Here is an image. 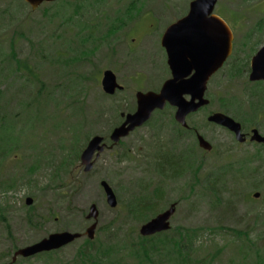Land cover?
<instances>
[{
  "label": "rangeland",
  "instance_id": "374dc122",
  "mask_svg": "<svg viewBox=\"0 0 264 264\" xmlns=\"http://www.w3.org/2000/svg\"><path fill=\"white\" fill-rule=\"evenodd\" d=\"M70 1L76 2L59 0L54 4H43L35 11L23 0L0 2V54L8 55L11 50L17 52L19 59L27 60L40 79L36 85L25 83L21 90L19 83H0V90L6 91V111L17 121L8 135L24 133L17 142L22 147L18 151L12 149L6 162L4 158L1 160L5 165L0 185L8 181L14 188L6 191L0 187V258L4 253L13 254L60 232L72 206L78 215L81 211L88 214L89 207L97 204L100 210L98 227L104 228L99 234L101 238H106L108 226L116 220L114 241L122 244L125 240H137L144 223L139 217L127 215L126 206L147 187L150 192L155 188L162 190L158 212L152 218L176 203L177 211L171 221L173 234L177 231L175 228L201 231L196 246L200 249L191 255L196 261L264 264V192L257 191L260 197H253L257 193L252 185L255 177L243 178L239 184V181L234 182L232 173L227 174V190L222 195V203H213L207 190L199 192L202 183L198 185L195 177L199 170L205 177L229 161L241 160L259 151L264 153V150L239 145L226 129L209 123L208 114L201 112L187 121L191 126L196 124L200 134L214 146L212 152H204L193 137L176 130L174 111L169 108L163 115H156L152 125H145L110 148L109 137L117 127L113 129L117 106L129 108L132 111L128 113H133L137 107L136 93L158 91L169 77L159 49L160 37L168 26L185 15L192 0ZM100 1L106 3L102 5ZM135 6L138 9L136 17L132 16L128 25L117 31V16ZM76 7H80L79 10ZM215 13L229 21L237 42L242 38L246 43L251 36L249 28L262 27L264 23V0H219ZM151 23L155 31L143 36L139 44L133 43L132 38L149 31ZM81 24L86 27L84 32L80 30ZM84 33H90L94 38L83 41ZM255 39H258L257 35L253 41ZM41 52L51 54L53 58L59 55L61 66L68 68L42 62ZM8 64H11L10 60L5 65L0 60V71ZM106 70H112L119 84L124 86V91L112 98L103 92L101 85ZM225 72L215 74L208 86V92L215 100L208 109L210 112L224 113L219 98L227 95L238 99L241 95L243 109L248 108L242 94L248 89L246 77L228 82ZM230 86L232 89L228 90ZM62 91L71 96L65 97ZM36 96V108L31 106L34 112L27 114L31 109L28 107L17 117V113L23 112L21 102L24 100L30 105ZM47 96L52 97L50 102H47ZM75 101L78 102L75 104ZM102 113L103 117H100ZM243 116L250 120L254 115ZM87 119L89 125L84 126L77 143L71 127L77 130L78 122ZM257 121L264 133V120ZM86 134H90V139L96 135L107 137L108 144L90 172L95 173L90 176L84 172L80 158L75 161L71 156L77 155L76 152L82 154ZM73 142L74 150L71 151ZM164 153L184 155L176 171L165 164L166 173L157 172L154 160L159 154L162 158L167 157ZM126 154L130 158L125 157ZM32 166H36V172L31 174ZM57 175L59 181L55 179ZM257 177L263 176L260 173ZM73 180L80 186L69 187ZM102 180L113 187L120 202L115 211L107 204L100 186ZM4 187L8 188L9 184ZM231 195H234L233 199ZM28 199L32 200L30 206L26 204ZM231 200L233 202L229 203ZM49 215L51 219H48ZM29 216L40 219L42 227L32 228L27 221ZM84 219L78 216L73 221L79 225ZM85 238L62 249L53 258L54 262L47 263L43 258L20 264H69ZM12 257L0 260V264H7ZM128 263L135 264L136 260L130 258Z\"/></svg>",
  "mask_w": 264,
  "mask_h": 264
},
{
  "label": "water",
  "instance_id": "95a60500",
  "mask_svg": "<svg viewBox=\"0 0 264 264\" xmlns=\"http://www.w3.org/2000/svg\"><path fill=\"white\" fill-rule=\"evenodd\" d=\"M32 10H37L44 3H55L58 0H23ZM219 0H193L190 3L188 15L170 25L162 38V46L168 54V66L171 78L166 80L158 91H138L136 93V110L133 113H122V124L117 126L109 139L110 148L121 143L136 130L144 127L155 112L163 111L167 104L177 108L175 120L183 127H187V117L197 113L201 108L209 105L206 92L210 79L221 70L230 57L233 47V34L230 26L220 16L215 14ZM250 81H264V47L253 58L251 63ZM103 92L114 96L124 91L119 84L116 74L112 70L103 73L101 81ZM187 97H190L187 99ZM208 122L233 132L239 143L246 142V135L242 132L241 124L232 117L216 112L208 117ZM106 138L101 135L92 137L80 156L81 165L85 173H90L96 161L107 149ZM251 141L264 144V136L258 129L252 131ZM200 148L212 151V144L198 136ZM103 189L108 206L116 209L119 205L113 187L102 180ZM259 198L260 193H254ZM26 204L30 206L32 200ZM177 211V204L173 203L166 210L159 213L140 227L142 237H152L171 230V220ZM100 210L97 204L89 207L87 220L92 224L83 233L62 231L52 233L38 242L20 248L12 258V264L18 259H34L36 256L58 251L87 237L93 241L99 225Z\"/></svg>",
  "mask_w": 264,
  "mask_h": 264
},
{
  "label": "trees",
  "instance_id": "16d2710c",
  "mask_svg": "<svg viewBox=\"0 0 264 264\" xmlns=\"http://www.w3.org/2000/svg\"><path fill=\"white\" fill-rule=\"evenodd\" d=\"M136 1V0H135ZM75 3L76 1H69ZM100 4L104 5L106 2L105 1H100ZM136 3V2H135ZM24 4H26L24 2ZM138 4V3H137ZM27 5V4H26ZM80 7H76L77 10H79ZM77 10H74L73 12H77ZM136 10H138L135 7H130L126 12H120V14L117 16L116 20L118 21L117 25V31L124 29L131 17L133 16L136 17L137 13ZM48 15V14H47ZM73 17L70 16V19ZM82 25V26H81ZM80 30L81 32H84L86 30L85 25L81 24ZM262 27H264V23L262 24ZM90 34V33H89ZM88 33L83 34V41H89L90 39H93L94 36L89 35ZM105 36V33L102 34V36ZM91 37V38H90ZM89 38V39H88ZM93 50V49H92ZM91 50V51H92ZM1 51V50H0ZM50 58H52L50 60ZM0 60H3L4 65L8 63L10 60L11 64H8V66L3 69V71H0V83H7L11 82L14 84L19 83V88L20 90L22 89V86L25 87V83L33 84L36 85L37 83L40 82V79L38 78L37 73L35 72L34 68L30 67V63L25 60V59H19L18 53L17 52H12V50L9 52L8 55L0 54ZM40 60L42 62H49L50 64L58 65L63 69L68 68L61 66L62 60L61 57L58 55L56 58H53L51 54H46L45 52L42 54L41 52V57ZM7 61V62H6ZM68 61V59H67ZM39 64L38 62H36ZM11 65V66H10ZM35 65V64H33ZM40 65V64H39ZM38 65V66H39ZM241 62L235 61L230 63L229 66L225 68V74L224 76L228 78V82L232 81H237L241 80V78H244L241 74H239L238 70L240 68ZM10 70V72H8ZM220 73H223L222 71ZM232 86L228 90H231ZM66 90L69 91L70 87H66ZM250 90L254 93L256 91H261V89L256 88V89H247ZM57 93V92H55ZM62 94L65 97H70L71 95L68 93H64L62 91ZM118 94V93H117ZM115 96V95H114ZM113 96V97H114ZM48 97V96H47ZM46 97L47 102H50L52 100V97ZM109 97V96H108ZM112 98V96H111ZM233 100H236V97L231 96ZM37 96L34 97L31 100V104L28 105L24 100L21 102V109L20 113H17V117L21 115V113H25L24 111L28 107H35V104L37 102ZM219 99H221V110L228 114L231 112V108L228 105V97L222 96ZM6 91L5 90H0V175H3V167L5 165L2 164L1 160L4 158V162H6L8 156L12 153V149H15L18 151L21 145H18V140H20L24 133L20 132L18 136H10L8 135L12 129L15 128L14 123H17V121H14V119L10 118L11 114L6 111ZM78 101H75V104ZM48 104V103H47ZM23 105V106H22ZM58 105V103L56 104ZM30 109L28 113L34 112V110ZM254 115H256V110L257 107L255 106V103L253 102L252 106ZM116 117L113 119V129L120 125L123 122V118L121 117V112H130L132 111L129 108H121V105H118L116 108ZM134 111V110H133ZM78 112V111H77ZM76 112V113H77ZM120 112V113H119ZM161 114V111H157L153 118L156 115ZM77 115V114H76ZM100 117H103V113L99 115ZM151 119L149 121V125H152L154 122V119ZM116 122V123H115ZM89 120L87 119L85 122L84 121H79L78 122V129L73 128L74 126L71 127L72 129V134L73 138L77 141L80 140V134L81 131L83 130L84 126L89 125ZM115 123V124H114ZM147 124V125H148ZM175 124V121H174ZM159 127V126H158ZM182 131L184 130L181 128ZM87 135V134H86ZM85 143L81 147V149L88 144L90 140V134L85 136ZM107 138V137H106ZM15 141V142H14ZM12 143V144H11ZM78 143V142H77ZM122 143V142H121ZM11 144V146H10ZM74 145L75 143L73 142L70 146V150H74ZM80 149V150H81ZM79 151V150H78ZM77 155L73 156L71 155L74 160L76 161L78 158H80V155L78 152H76ZM166 155H170V159H165L162 158V154H159L156 159L154 160V167L157 170L158 173H166L165 170V164L170 166V170L176 171L178 167V164L181 163L182 160H184V155L180 154H169V153H164ZM228 156H232L231 154H227ZM264 153L263 152H257L256 154H251L250 156H246L242 158L241 160H232L227 162L225 165H223L220 169H214L212 170L209 174H207L205 177L201 176V171L196 172V182L197 184H201L202 186L200 187L199 192L201 191H209L211 199H213V203H222L223 201V194L227 190L226 185H227V174L232 173L234 182L236 183L239 181V184L241 183V180L243 178H248L252 177L255 179L252 182L253 189L255 192L257 191H262L264 192ZM125 157L130 158L128 154L125 155ZM185 158H187L185 156ZM64 161H66V157L64 158ZM169 163H172L169 165ZM64 164V162H62ZM201 164V163H199ZM31 174L36 172V166L30 167ZM95 172H92L90 174H87V176L93 175ZM262 174L263 177H257L258 174ZM175 174V173H174ZM172 174V175H174ZM249 175V176H247ZM194 177V178H195ZM59 181V176L57 175L55 177ZM243 182V181H242ZM5 184H9V187L6 188L4 187ZM78 187L80 184L76 181L73 180L69 187ZM2 190H9L12 187L14 188L13 184H10L8 181H3L1 182L0 185ZM75 188V189H76ZM150 188H147L144 191H141L139 195L133 198L131 200L126 208H127V215L130 217H133L143 221V223H146L149 221L152 216L156 212H158L157 207L159 206V201L162 196V190L160 188H155L153 191H149ZM234 195H231L230 197L233 199ZM233 200H231L229 203H232ZM120 203V202H119ZM117 209V208H116ZM114 209L113 211H115ZM75 213V208H72L68 210V213L65 215V220L63 221V226L62 229L60 228V232L62 231H73V232H80L83 233L86 227L90 226V221L87 220V212L81 211L77 216ZM51 215H49L48 219L50 218ZM78 216H83L85 219L78 225L74 223L75 217L77 218ZM28 223L32 228H41L43 223L39 220H36L33 216H29L27 219ZM47 221V220H46ZM115 222H112L110 226H108V231L106 238H101L99 234H101L102 230L104 229L103 227H98V231L96 232V238L91 241L88 238H85L83 243L79 246L77 253L74 257V259L69 263V264H130L128 263V259H134L136 260L135 264H205L207 263V259H203L201 261H196L191 257V255L195 254L197 251H199L200 248H196L197 243L199 242L198 238L201 236V231L200 230H183L180 228H175L177 231L176 233L173 234V231H168L165 233L157 234L152 237H142L140 236L137 240H132L126 241L121 243H118L117 241H114L113 234L116 231V220ZM119 222V220L117 221ZM200 231V232H199ZM45 238V237H44ZM43 239V238H41ZM60 251H53L50 253H44L41 255L36 256L34 259H47V263L54 262L55 260L53 259L56 257ZM258 252V250H257ZM15 253L10 254L9 252L4 253L0 260L4 261L8 259L9 256H14ZM31 259H18L16 263L14 264H20L24 263L27 261H30ZM12 261H9L8 264H12Z\"/></svg>",
  "mask_w": 264,
  "mask_h": 264
},
{
  "label": "flooded vegetation",
  "instance_id": "af4514ba",
  "mask_svg": "<svg viewBox=\"0 0 264 264\" xmlns=\"http://www.w3.org/2000/svg\"><path fill=\"white\" fill-rule=\"evenodd\" d=\"M1 1L2 0H0V2ZM44 4H46V3H44ZM50 4H54V3H50ZM189 9H190V4H189ZM189 9H188V11L185 13V15L183 17L188 15ZM216 15L220 16L224 21H226V23L230 26L232 34H233L232 53H231L230 57L227 59V61L225 62L223 68L219 72H221V71L224 72L225 68L227 66H229L230 63L235 62V61L237 62V61L240 60L241 65H240V68H239L238 72L244 78L246 77L248 89H256V88H259V87L263 88V90L258 91V92L256 91V93H254V92H252L250 90L249 91H247V90L243 91V93H242L243 94V98H244V100L247 101V106H248V108H244V109H243L244 102H243V100L241 98V95H240V99H238L236 97L235 98L236 100H233V98H231L232 95H227L226 96V97H228V101H229L228 105L232 109L231 112L228 113L227 115L232 117L235 121H237L238 123L241 124L242 132L246 135V138H247L246 142L239 143L236 140L235 134L233 132L229 131L228 129H226V130L231 134V136L235 139V141L239 145H245V146H249V147H254L255 149H259V150L263 151L264 150V144L251 141V137H252V131L255 130V129H258L260 131V133L264 136V133L261 132V126L258 124V121H257V120H260V119L264 120V81L252 82V81H250L249 77H250V74H251V71H252V69H251L252 60L259 53V51L264 47V27L249 28L251 30L250 31V35L251 36L248 37L249 40L245 43V42H242V38H239L238 41H241V42H237V37H235V31L232 28V26L229 23V21L226 20L220 14H216ZM149 16L153 20V23L154 22L156 23V21L153 18V15L150 14ZM183 17H181L180 19H182ZM153 23H151L149 25V31L146 32V30H145L144 32L138 34L137 37H133L132 38L133 43L139 44L144 39L143 36L149 35L152 32H154L155 30H153ZM167 28L164 30L162 36L160 37V48L159 49H160V52H161V55H162V60H163V62L165 64V67H167V71H168V75H169V77L167 78V80H168V79L171 78V71H170L169 66H168V54H167L165 48L162 46V38H163V35H164L165 31L167 30ZM240 28H242V27H240ZM114 32H116V31H114ZM246 35H247V33H246ZM255 35H257L258 39H255L253 41ZM212 78L210 79L209 84H210ZM209 84H208V86H209ZM189 98L190 97H187V99H189ZM206 98L210 101L209 105L201 108L197 113L189 115L187 117V119L192 117V116H195L196 114H199L201 112H206L208 114V117L211 116L213 113H215V112H212V111L211 112L208 111L209 107L212 106L214 104V102H215L213 96L211 94H209L208 89H207V92H206ZM253 102L255 103V106L257 107L256 115L253 114V112H255L253 110V108H252ZM168 108L170 110L173 109V111H174V116H173L174 119L173 120L175 121L174 125L176 127V130H179L180 134H185V135L189 134L191 137H193L196 140L197 144L199 145L198 136L201 135V134H200L199 128L196 126V124L191 126L188 121H187V124H188L187 127H183L181 124H179L175 120V113L177 111V108L172 107L170 104H167L166 108L163 111H161V114L163 115L164 112ZM244 114H248V115H252V116L254 115L252 118L256 117V119H252V118L250 120L246 119L243 116ZM208 117H207V119H208ZM181 128H183L184 130L182 131ZM200 149H202V148H200ZM202 150L204 152L210 153V152H212L214 150V146H213L212 151H206L204 149H202ZM166 156L167 157H165V159L171 160L169 158L170 155L169 156L166 155ZM171 164L172 163H169V165H171Z\"/></svg>",
  "mask_w": 264,
  "mask_h": 264
}]
</instances>
